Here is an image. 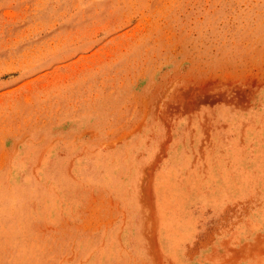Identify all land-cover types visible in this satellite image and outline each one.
Here are the masks:
<instances>
[{
    "label": "rangeland",
    "instance_id": "obj_1",
    "mask_svg": "<svg viewBox=\"0 0 264 264\" xmlns=\"http://www.w3.org/2000/svg\"><path fill=\"white\" fill-rule=\"evenodd\" d=\"M0 264H264V0H0Z\"/></svg>",
    "mask_w": 264,
    "mask_h": 264
},
{
    "label": "crops",
    "instance_id": "obj_2",
    "mask_svg": "<svg viewBox=\"0 0 264 264\" xmlns=\"http://www.w3.org/2000/svg\"><path fill=\"white\" fill-rule=\"evenodd\" d=\"M110 200L112 201V200H114V202L116 201V199L114 198V199H112V198H110ZM116 205V204H115ZM114 205V206H115ZM90 212V211H89ZM105 211H103V210H100V212H99V222L100 223H105V222H107L110 218H111V216H110V214H111V212H113L112 210H107V212L109 213L108 215L106 214L107 212H105ZM88 216V217H87ZM67 218H68V216H67ZM92 218H93V216H92ZM90 216L89 215H85V220H84V227H83V234L84 235H89V236H91V237H94V236H96L97 234H99V236L102 234V232H104V231H106V229H102V228H100V229H97V227L98 226H95V224L93 223L94 222V219H95V217H94V219L92 220V219H90ZM88 220V221H87ZM92 220V221H91ZM111 220V219H110ZM55 221L53 220V222H52V226H53V230H54V228H55V223H54ZM67 224V227L65 228L66 229V243L68 244V245H70L72 242H73V240H74V230H75V226H74V224H72L69 220H68V222L66 223ZM103 230V231H102ZM116 230H114L113 232H115ZM54 235H55V233H54ZM72 245V244H71ZM158 260H160V261H163V257H161V256H159L158 255Z\"/></svg>",
    "mask_w": 264,
    "mask_h": 264
}]
</instances>
